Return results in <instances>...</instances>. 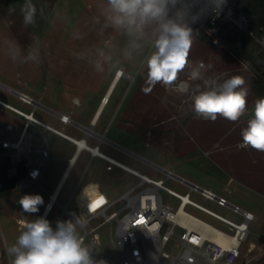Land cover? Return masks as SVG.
<instances>
[{
  "label": "rangeland",
  "instance_id": "rangeland-1",
  "mask_svg": "<svg viewBox=\"0 0 264 264\" xmlns=\"http://www.w3.org/2000/svg\"><path fill=\"white\" fill-rule=\"evenodd\" d=\"M27 2L29 0H23L18 5L7 7L5 0H0V82L15 86L48 109L88 124L85 112H93L96 107L92 105L97 106L101 98V103L105 101L108 88L117 75L116 70L123 67L125 75L113 86L106 106L105 117L106 114L111 116L109 120L105 119L100 130L107 140L130 153L108 143L101 145V152L153 179L165 180L166 186L181 194L189 191L177 181L166 179L147 163L150 161L252 212L257 219L249 224V235L242 251L249 255L252 245L254 253L264 249V153L238 147L242 142L241 132L252 117L255 101L260 99L253 87L250 66L232 51V44L243 37L235 32L221 34L219 41H214L215 45H209L192 35L188 63L177 80L171 86L162 83L153 86L147 80L146 60L155 51V24L146 29L145 39L139 41L142 48L133 51L131 59H126L124 50L132 38L111 25L105 27L107 1L30 0L36 12L33 22L25 24L22 9ZM184 6L179 0L174 6L170 4L169 17L175 18L178 12L181 13L182 22L190 28L195 24L192 13ZM101 51L110 55L111 61H105ZM97 62L102 71L97 70ZM194 70L200 73L197 79L191 78ZM236 75L244 78V87L248 89L245 114L235 122L220 116L214 122L198 117L193 109L194 97ZM145 88L151 90L145 92ZM0 99L25 113L33 111L36 119L71 137L79 139L83 136L69 124L61 123L57 116L42 108L34 109L1 89ZM0 121L11 122L16 128L24 123L20 116L1 106ZM29 132L35 150L48 147L50 161L41 185H25L20 181L14 188L0 191V264H14L16 254H10L8 250L18 246L20 235L27 230L20 228L18 220L30 224L39 219L64 169L63 161L75 151L74 145L52 132L44 131L42 136L33 126ZM78 165L81 173L85 172L79 188L96 175L106 186L110 200L121 197L138 183L135 176L118 169L107 173L106 164L99 159L91 160L87 153H83ZM79 181L80 177H76L72 184L70 181L59 197L60 204L67 205L68 195ZM85 191L82 190L79 200ZM25 195L42 197L43 202L35 213H22L19 201ZM162 195L167 200L168 195ZM191 196L197 203L231 221H242V217L229 208L218 206L200 195ZM121 206L122 202L108 214ZM185 210L215 228L226 230L225 224L212 217L191 207ZM76 220L79 218L73 204L67 213L56 206L48 218L53 231L60 224L71 222L79 238L84 231ZM93 225L98 226L100 236L96 251L107 256L109 264H119L121 252L114 243L115 222L99 219ZM83 247H88L87 242ZM172 249L169 248V252Z\"/></svg>",
  "mask_w": 264,
  "mask_h": 264
},
{
  "label": "built area",
  "instance_id": "built-area-1",
  "mask_svg": "<svg viewBox=\"0 0 264 264\" xmlns=\"http://www.w3.org/2000/svg\"><path fill=\"white\" fill-rule=\"evenodd\" d=\"M184 7L192 13L194 24L201 27L212 41L218 42L222 30L227 25H231L240 36L252 38L264 50V17L259 33L255 34L250 27V14L244 11L234 12L228 0H224L219 5L216 4V0H190ZM0 89L20 102L33 106L34 109L42 108L49 114L58 116L57 112L42 106L31 95L15 86H7L0 82ZM0 106L24 120L19 128L11 122L0 121V171L5 172L6 178L5 181H0V191L5 190L10 182L16 179L17 181L25 179L30 183L38 184L48 167L49 149L46 147L35 150L29 132L31 126L39 129L42 136L44 131H49L71 141L78 148H80L79 142L85 143L84 140H75L36 119L33 111L29 114L25 113L1 99ZM62 119L68 120L64 116ZM83 149L94 153L89 147ZM94 149L98 151V147ZM94 154L107 162V170L115 167L125 170L134 175L138 183L121 197L102 203L100 207L78 221L84 231L79 239L83 241V245L87 242L92 264L110 263L107 256L96 251L100 245V236L98 226L93 223L99 219L114 221L116 224L114 243L121 252L119 264H257L258 262L264 264V250L254 253L255 248L251 247L249 255H244L242 251V246L249 235V224L256 220L252 212L231 203L225 196L218 195L211 189L177 176L166 168L155 167L166 179H173L187 187L189 191L186 194L169 188L163 179H153L132 170L103 153ZM22 173L23 176L20 177ZM163 193L168 195L167 200L164 199ZM191 194L200 195L218 206L229 208L233 213L241 216L242 221L237 223L217 214L194 201ZM121 202L122 206L119 210L108 214ZM57 205V196L53 193L44 207L43 216L50 214ZM187 207L222 222L226 225V230L205 223L187 212L185 210ZM25 212L23 210V213ZM18 224L22 228H26L27 225L21 220ZM216 235L225 241H230V245L218 243L215 240ZM169 248H173L171 252Z\"/></svg>",
  "mask_w": 264,
  "mask_h": 264
},
{
  "label": "clouds",
  "instance_id": "clouds-1",
  "mask_svg": "<svg viewBox=\"0 0 264 264\" xmlns=\"http://www.w3.org/2000/svg\"><path fill=\"white\" fill-rule=\"evenodd\" d=\"M223 2L216 0L217 5ZM176 3L177 0H107L105 27L111 25L132 38L124 50L126 59H131L133 51L142 48L139 41L145 39L146 29L156 25L155 51L146 60L147 80L153 86L157 83L171 86L188 63L193 44L192 30L182 22L181 13L178 12L175 18L169 17V5ZM22 10L25 24H31L36 9L30 0ZM100 55L105 61L112 59L103 51ZM96 68L103 70L99 62ZM199 76V71L191 73L192 79ZM244 85V78L236 75L210 91L200 92L194 97V112L208 121L214 122L218 116L231 122L238 121L247 109L248 89ZM150 90L144 89L145 92ZM241 141L238 147L264 153V98L255 101L252 117L241 132ZM42 202L40 195H25L19 201L30 213H35ZM90 208L94 209L95 205L90 204ZM26 229L18 239V246L8 250L10 254H16L14 264H92L88 249L76 236L75 225L71 222L60 224L53 231L47 220L39 219L27 224Z\"/></svg>",
  "mask_w": 264,
  "mask_h": 264
},
{
  "label": "crops",
  "instance_id": "crops-1",
  "mask_svg": "<svg viewBox=\"0 0 264 264\" xmlns=\"http://www.w3.org/2000/svg\"><path fill=\"white\" fill-rule=\"evenodd\" d=\"M123 70V67H120L116 70V72L118 70ZM119 82V81H118ZM117 83V82H116ZM114 83L113 85L111 84L110 87L108 88V91L109 89L116 84ZM111 88V89H112ZM108 93V92H107ZM107 95V94H106ZM102 99V98H101ZM101 99L99 100L98 102V105L97 106H94L92 105L93 107H96V109L93 111V112H85V121L88 122V124H82L76 120H74L70 115H62L60 113V115L66 117L68 120L67 121H63L62 117L61 116H57L58 120L60 119L61 120V123L63 124H69L70 126H72L73 128L79 130L83 136L79 139H76L74 137H71L70 135L64 133L63 131H61L62 133H64L65 135L75 139V140H84L86 145L89 146L90 148L94 149L95 147H98V152L102 153L101 152V145L103 143H108L109 145H111L112 147H115V148H118V149H121L125 152H128L130 153L129 151L125 150L124 148H122L121 146L117 145L116 143L110 141V140H107L105 138V135L102 134V130H100L101 126L104 125V121L105 119L106 120H109L111 114L109 116H107L106 114V117H105V112L107 110L106 105H103L101 103ZM109 102H110V99H109ZM88 103L89 104H93V102H90V100H88ZM95 104V103H94ZM97 114V115H96ZM83 117V116H82ZM105 117V118H104ZM56 129V128H55ZM58 130V129H57ZM60 131V130H59ZM91 133H90V132ZM54 134V133H53ZM89 134V135H88ZM56 135V134H55ZM59 136V135H57ZM61 137V136H59ZM63 138V137H61ZM64 140H66L67 142H69L70 144L74 145L75 146V151L74 153L72 154L71 157L67 158L66 160H64L63 162L65 163V166H64V169L60 172V176L58 178V181H57V184L53 190L52 193L49 194L52 195L53 193H56V196H57V200H58V205L57 206H60L64 212H68V207L73 204V209L75 210V212L77 213L78 215V218L79 220H76L77 223L78 221H80V218L81 217H85L86 215L90 214L95 208H98L100 207V205L106 201H112L110 200V197L108 196V191H107V188L106 186L104 185V183L99 179L98 176H93L91 177L88 182L82 187V188H79V184L82 180V178L84 177V174L85 172L81 173L82 170L79 169V161L81 160V157L83 155V153H87L89 155V157L91 158V160H95V159H99L101 160L102 162H104L106 164L105 166V171L107 173H112L115 169H118L120 171H123L127 174H129L130 176H133L131 173L125 171V170H122V169H119V168H113L112 170H107V162L104 161L103 159H101L100 157H98L96 154L92 153L90 150H87V149H83V148H78L74 143H72L71 141L63 138ZM97 143V144H96ZM80 149V150H79ZM105 154V153H103ZM132 154V153H131ZM106 155V154H105ZM134 155V154H133ZM108 156V155H107ZM136 156V155H135ZM110 157V156H109ZM138 157V156H137ZM112 158V157H111ZM114 159V158H113ZM144 160V159H143ZM49 161H50V150H49ZM146 161V160H145ZM147 163H149V165L152 166L153 169L156 170V166L158 167H161L155 163H152L150 161H147ZM49 165V163H48ZM125 165V164H124ZM126 167L132 169V170H135L127 165H125ZM48 168V167H47ZM163 168V167H161ZM137 171V170H135ZM139 173H142L140 171H138ZM45 174H46V171L43 175V177L41 178V180L39 181L38 184L36 185H41L42 181L44 180L45 178ZM82 174V175H81ZM144 174V173H142ZM144 175H147V174H144ZM148 176V175H147ZM76 177H80V181L78 183V185L76 186V188L74 189V191L68 195L69 199H68V202H67V205H62L59 203V197L63 194L66 186L70 183V181H72L70 184L73 183V181L76 179ZM22 181L25 185L30 183L29 181L25 180V179H21V180H18L16 181L15 183V186L17 185L18 182ZM33 184V183H32ZM14 186V187H15ZM13 187V188H14ZM79 188V189H78ZM86 190L85 193L82 194V199H78L80 193L82 192V190ZM49 200V199H48ZM48 200L45 202L44 204V207L46 205V203L48 202ZM90 204H94L95 205V208L92 209L90 208ZM44 207L42 209V212H41V215L39 217V219H45L48 221V218L50 217V215L52 214V211L50 214H47V215H44L43 216V212H44ZM55 209V208H54ZM24 210V209H23ZM22 210V211H23ZM23 213V212H22ZM25 213H28V212H25ZM38 219V220H39ZM257 219V217H256ZM19 221V220H18ZM25 222V221H24ZM27 223V222H26ZM28 224V223H27ZM78 225L80 226V224L78 223ZM81 227V226H80ZM21 228V227H20ZM82 237V236H81ZM80 238V237H79ZM252 247H254L252 245ZM255 248V247H254ZM260 250H264V249H260Z\"/></svg>",
  "mask_w": 264,
  "mask_h": 264
},
{
  "label": "trees",
  "instance_id": "trees-1",
  "mask_svg": "<svg viewBox=\"0 0 264 264\" xmlns=\"http://www.w3.org/2000/svg\"><path fill=\"white\" fill-rule=\"evenodd\" d=\"M23 0H5V6L12 7L18 5ZM107 1V0H105ZM185 5L190 0H179ZM233 11H244L250 14V27L255 32L259 33L260 26L264 17V0H228ZM192 35L201 42H205L209 45H215L214 41L209 39L207 35L202 32L196 25L190 26ZM237 33L233 26L227 25L221 32L222 35H231ZM232 51L234 54L245 61L253 73V87L258 94L259 98H264V50L258 45V43L252 38L245 37L236 39L232 44ZM217 83L214 86H216ZM23 176V173L20 177ZM5 172L0 171V181H5ZM16 180H12L10 184L5 188L9 190L15 186Z\"/></svg>",
  "mask_w": 264,
  "mask_h": 264
},
{
  "label": "bare ground",
  "instance_id": "bare-ground-1",
  "mask_svg": "<svg viewBox=\"0 0 264 264\" xmlns=\"http://www.w3.org/2000/svg\"><path fill=\"white\" fill-rule=\"evenodd\" d=\"M119 71V73L115 76V78H114V80H113V82H112V85L114 84V83H116V82H118V81H120L121 80V78L125 75V73L123 72V70L121 69V70H118ZM112 88V87H111ZM109 89V91H108V93H107V95H106V99H105V101L102 103L103 105H106V104H108V102H109V97H110V93H111V91H112V89ZM97 115V114H96ZM90 132V131H89ZM91 133V132H90ZM89 135V134H88ZM79 146H80V148H84V147H89V146H87L84 142H79ZM89 149H92V148H90L89 147ZM80 150V149H79ZM92 151L94 152V153H98V151L96 150V149H92ZM100 153V152H99ZM215 240L218 242V243H220V244H223V245H225V246H229L230 245V241H225V240H223L219 235H216L215 236Z\"/></svg>",
  "mask_w": 264,
  "mask_h": 264
},
{
  "label": "water",
  "instance_id": "water-1",
  "mask_svg": "<svg viewBox=\"0 0 264 264\" xmlns=\"http://www.w3.org/2000/svg\"><path fill=\"white\" fill-rule=\"evenodd\" d=\"M58 116H61V117H63L62 115H60V114H58Z\"/></svg>",
  "mask_w": 264,
  "mask_h": 264
}]
</instances>
